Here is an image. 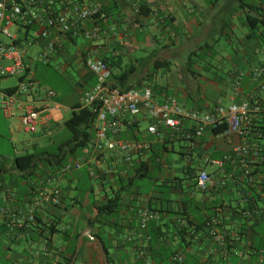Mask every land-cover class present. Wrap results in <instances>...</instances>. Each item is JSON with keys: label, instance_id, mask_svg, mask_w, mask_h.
<instances>
[{"label": "crops", "instance_id": "obj_1", "mask_svg": "<svg viewBox=\"0 0 264 264\" xmlns=\"http://www.w3.org/2000/svg\"><path fill=\"white\" fill-rule=\"evenodd\" d=\"M81 1L102 4L107 35L95 43L84 40L80 34L58 35V47L45 65L33 60L45 44L38 37V30L18 24L9 27V32L12 28L10 33L17 37L13 43L26 51L24 64L33 80L55 91L54 102L60 109L51 112L47 126L27 134L31 137L23 140L16 138L22 132L18 120L7 119L0 111L3 143L0 188L11 190L17 198L13 205L21 209L27 208L28 197L44 187H58L62 200L58 206L41 207L36 212V221L19 231V236L0 223V261L5 264H177L172 260L177 254L182 257L181 264H199L201 259H206L207 264H264L262 134L250 133L241 139L237 135L221 137L207 129L188 152L187 143L163 125H158L159 137L148 134L147 126L156 122L141 109L134 118H122L120 139L150 145L147 151L130 154L133 166L129 167L119 153H106L97 160L105 172L100 180L88 177L87 165L62 175L45 171L33 179L22 180L18 186L6 180L13 177L19 180L14 176L12 164L16 156L43 151L66 140L64 121L94 86V75L84 64L87 55L113 57L123 66L125 55L133 51H141L142 47L154 51L157 33L168 38L162 44L164 51H169V47L184 49L189 43H203L202 48L211 49L221 44V36L225 38L223 48L230 51L223 63L228 66L225 78L202 75V68L190 62L175 77L169 75L171 66L164 69V74L157 72L150 82L142 84L152 89L155 102L174 98L187 109L210 111L217 104L227 107L254 95L264 112V89H259L250 76L252 69L262 66L264 26L252 30L246 21L254 4H262L264 0ZM235 31L241 35L235 38L234 49L231 46ZM1 39L9 43V39ZM212 60L221 59L206 56L204 63L211 64ZM239 73L243 76L236 90L233 83ZM17 82V78H2L0 89L11 90ZM254 121L255 125L264 126V116L259 115ZM242 143L252 148L244 164L233 158L235 149ZM81 154L79 149L68 156L66 163H76ZM225 156L230 158L222 167L212 163ZM138 162L147 165L150 186L137 185L140 179L147 178L135 175ZM201 170L213 180L205 192L195 187V177ZM245 171L251 175V187H246ZM130 179H134L132 183ZM116 195L119 197L116 210L96 218L94 205ZM143 207L158 215V219L148 222L145 230L139 228L138 218ZM178 219L201 226L194 238L186 237L188 242L178 233ZM209 220H215L216 229L225 235L223 247L209 236L205 227Z\"/></svg>", "mask_w": 264, "mask_h": 264}, {"label": "built area", "instance_id": "obj_2", "mask_svg": "<svg viewBox=\"0 0 264 264\" xmlns=\"http://www.w3.org/2000/svg\"><path fill=\"white\" fill-rule=\"evenodd\" d=\"M55 1L0 0V79L13 77L18 80L13 89H0V111L7 119H17L22 132L26 134H33L47 126L51 120V112L56 108L60 109V106L54 102L55 91L40 86L33 80L24 64L26 51L13 43L17 37L9 32V27L18 24L38 30V37L44 40L45 44L33 60L43 65L48 63L58 47V35L80 34L90 43H95L107 35L108 29L104 26L107 18L99 2L63 0L62 8L56 10ZM262 8L264 9V2ZM134 12L139 13L138 9ZM1 38L9 39V43L3 42ZM261 61L262 66L252 69L250 76L258 88L263 90L264 56ZM84 64L95 76V84L83 95L79 107L88 109L96 107L93 137L80 148L82 153L80 160L76 163H65L57 171L60 175L87 165L88 177L100 180L105 172L97 164V160L106 153H119L129 167L133 166L130 154L147 151L150 145L148 142H127L120 139L123 128L122 118L125 116L134 118L141 109H144L147 116L156 122L147 126L148 134L159 137L158 125H163L170 133L179 136L187 143L188 152L193 150L197 140L207 129L213 130L220 126L224 129L217 135L221 137L237 135L245 139L250 134L254 119L262 112V107L254 100V95L242 98L227 107L217 104L210 111L187 109L174 98H167L163 103H157L149 86L126 91L111 87L110 70L100 58L87 55ZM242 76V73L238 74L233 83L234 89H238ZM186 123H189V126ZM251 150L250 145L242 143L235 149L233 158L244 164ZM229 158L225 156L212 163L220 168ZM247 174L248 172L245 171V175ZM248 179V182H251L250 177ZM212 183V177L207 172L198 171L195 177V187L198 191L205 192ZM0 200V223L10 232L16 231L14 235L19 236L22 230L36 221V212L41 207L58 206L61 203L62 192L56 186L44 187L28 197L27 208L21 209L13 205L15 201L17 202L14 193L8 188L1 187ZM138 218L139 228L145 230L148 222L158 219V215L150 208L143 207L138 211ZM176 224L178 229L186 230L187 237L196 236V227L185 219H178ZM205 227L213 241L223 247L226 237L216 229L215 220L207 221ZM172 260L177 264L183 262L182 257L177 254ZM199 264H207L206 259H201Z\"/></svg>", "mask_w": 264, "mask_h": 264}, {"label": "trees", "instance_id": "obj_3", "mask_svg": "<svg viewBox=\"0 0 264 264\" xmlns=\"http://www.w3.org/2000/svg\"><path fill=\"white\" fill-rule=\"evenodd\" d=\"M63 4V0H56L54 7H58L60 9V7L62 8ZM251 11L252 14L247 15L246 17L249 27L253 30L264 26V9L262 8V4H254V8H252ZM100 59L110 70L111 87L118 88L120 91H126L131 88H141L144 82H150L151 78L156 74L155 71L146 73L145 75L136 74L134 67L122 69L121 64L117 63L113 57L104 56ZM169 66L170 63L167 60H155L153 63L155 70H159L160 68L169 69ZM92 81L95 84V76H93ZM261 115L264 116L263 111L260 113V116ZM95 116L96 107L88 109L80 108L79 105H75L72 108L68 118L63 123L64 127L69 131L70 136L63 143L57 146V152L43 150L38 152L24 153L22 155L16 156L12 163L14 176L22 181L33 179L45 171H48V173L52 174L58 171L67 162L69 155L75 154L87 141L93 137V123L95 121ZM223 129L224 127L220 126L213 129L212 132L217 135L221 133ZM250 133L264 135V126H257L255 125V121H253L250 128ZM260 166L264 167V159L262 160ZM134 171L137 177L148 176L147 165L144 162H138L134 167ZM250 176V174L246 175V187H251L253 182L252 180L251 182H248V178ZM133 180L134 179H130L129 182L132 183ZM244 192L246 191L244 190ZM118 200L119 197L116 195L113 197H108L104 202L98 205H94L96 218L112 214L118 206ZM248 200L249 199H245V201ZM48 228H51V226ZM199 228H201V226L196 227V230L198 231ZM178 233L183 236V241H187V233L185 229H179Z\"/></svg>", "mask_w": 264, "mask_h": 264}, {"label": "rangeland", "instance_id": "obj_4", "mask_svg": "<svg viewBox=\"0 0 264 264\" xmlns=\"http://www.w3.org/2000/svg\"><path fill=\"white\" fill-rule=\"evenodd\" d=\"M240 30V29H239ZM238 30V32H239ZM10 32L13 33V29H10ZM241 34L237 33L235 31L234 37H233V47L234 49L237 48V44H235L236 40L235 38L239 37ZM217 37V35H216ZM156 42L154 43L155 50L152 51L148 48H143L141 51H133L130 54L125 55L123 59V66L122 69L134 67L136 74L145 75L146 73L151 72H158L159 74H164V69L160 68L159 70H155L153 67V63L155 60H167L170 63V66L172 68L171 73L169 74L170 77H175L178 73L180 68L187 69V63L190 62V65H194V67H201L202 68V75H207L211 78L215 77H222L225 78V71L228 68L227 64H223L225 61L228 60V52L230 49L223 48L226 44L224 42L225 38L220 37V43L216 44L211 47V49H205L202 48L203 43L195 44V43H189L187 44L184 49H178L174 50L173 47H169V51L163 50V43L167 42V37L164 38V35L162 34H155ZM163 40L162 42H160ZM201 46V47H200ZM199 47V48H198ZM223 48V49H222ZM230 48V47H229ZM165 53L170 54V57H165ZM206 56H210L211 58H217L220 57L221 60H212L211 64H205L204 60L206 59ZM223 60V61H222ZM226 63V62H225ZM223 64V65H221ZM190 67V66H188ZM65 138L67 139L70 136V133L67 129L63 130ZM27 134L21 132L19 133L16 138L19 140L27 139ZM58 145L56 143L54 145L48 146L46 150L51 152H57ZM3 147V143L0 142V148ZM7 181H10L13 185L18 186L20 183H22L20 180H16L14 177L12 180H9L6 178ZM20 182V183H19ZM19 183V184H18ZM18 184V185H17ZM85 186H88L86 182H83ZM138 186H150L151 181L147 178H142L137 182ZM0 264H5L4 262L0 261Z\"/></svg>", "mask_w": 264, "mask_h": 264}, {"label": "water", "instance_id": "obj_5", "mask_svg": "<svg viewBox=\"0 0 264 264\" xmlns=\"http://www.w3.org/2000/svg\"><path fill=\"white\" fill-rule=\"evenodd\" d=\"M103 258L105 259V257H104V253H103Z\"/></svg>", "mask_w": 264, "mask_h": 264}]
</instances>
